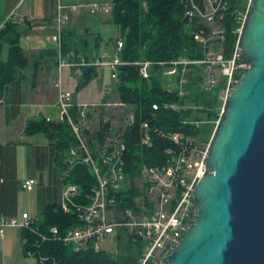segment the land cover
<instances>
[{"label": "built area", "instance_id": "2783aa9c", "mask_svg": "<svg viewBox=\"0 0 264 264\" xmlns=\"http://www.w3.org/2000/svg\"><path fill=\"white\" fill-rule=\"evenodd\" d=\"M181 2L185 4L186 16L190 22L197 25L193 32L194 40L204 49L205 55L201 59L181 56L172 62L171 66L163 68V73L170 79L180 76L183 84L187 81L184 76L192 70L191 66L197 65L201 69V87L205 91H211L219 82L216 73L219 68L226 80V88L223 91L224 106L220 113L222 118L228 98L238 81V75L242 76L250 68V62L242 53L241 36L255 0ZM66 9L67 7L59 1L54 13L55 34L52 40L58 51L60 73L65 67L97 68L108 65L112 78L117 79L118 69L124 64L121 57L124 38L118 36L115 40L113 60L109 63H104L102 58L89 61L84 57L80 58V55L73 60L66 59L63 44L70 19ZM97 11L108 13L112 11V6L93 4L92 12ZM227 15L234 21L235 33L238 35L231 58H226L223 53ZM10 22L25 25L28 19L17 20L16 15L12 14L0 26V32ZM141 66L142 77L149 78L152 63L143 62ZM57 86V119L47 117L46 121L68 124L77 140V144L68 151L65 161L67 168L61 173L63 186L60 206L66 213L75 211L81 225L67 229L63 236H60L59 229L54 227L50 234L54 239L59 238L65 244L72 245L76 252L86 250L92 245L100 250L101 242L113 240L120 245L122 239H131L133 243L141 246L139 264H164L197 219L195 189L199 180L207 173L213 137L209 142L201 143L191 136L171 133L170 140L176 147L167 150L166 163L156 166L139 165L135 175L131 177L126 172L127 146L124 132L134 123V112L127 115L124 125L102 114L103 107L105 111L108 107L128 108L130 105L121 101L81 103L71 91L62 88L61 81ZM183 93L181 92V95ZM153 107L159 108L158 105ZM165 108L176 110L180 109V106L165 104ZM195 124L198 126L199 122ZM140 133L139 146H151V136L146 123L141 125ZM80 164L89 168L96 182L87 197L77 184L67 181L70 170ZM36 185L35 179H29L25 181L23 188L32 190ZM127 200L131 202V206L126 205ZM36 220L28 212H24L20 218L1 217L0 238L5 237L9 228H18L31 230L42 241H46L48 237L33 227ZM27 256L45 262L44 258L38 259L32 252L27 253Z\"/></svg>", "mask_w": 264, "mask_h": 264}, {"label": "trees", "instance_id": "16d2710c", "mask_svg": "<svg viewBox=\"0 0 264 264\" xmlns=\"http://www.w3.org/2000/svg\"><path fill=\"white\" fill-rule=\"evenodd\" d=\"M233 4L235 5V1ZM111 13L120 36L124 38L121 53L124 64L119 67L117 78L119 99L134 106L135 121L124 132L127 146L126 172L132 177L139 165L156 166L166 163L167 150L176 147L170 140L171 133H182L201 143L211 140L221 118L219 98L226 88V80L223 78L211 91H205L201 87V69L194 65L191 66L192 72L184 76L186 83L182 84L181 77L176 76L173 80L177 84L173 88H165L163 68L171 66L181 56L201 59L205 55L204 49L194 40L193 32L197 25L186 16L185 4L181 0H112ZM226 26L223 53L226 58H231L238 35L235 33L234 21L229 17ZM20 29L18 23L10 22L0 32V42L9 46L8 59L0 65L2 90L17 78L19 69H25L29 64L20 45ZM63 53L73 60L82 51L77 46H69L64 40ZM143 62L152 63L149 78L141 75ZM95 72L96 68L93 67V74L83 77V87L89 85ZM240 78L241 75H238V79ZM181 92H184L183 95ZM165 104H175L180 109L165 108ZM154 105L159 108L154 109ZM196 112L204 114L205 120L195 116ZM196 122H199L198 126ZM144 123L148 126L152 141V145L147 148L139 146L140 127ZM25 133L48 136L55 143L56 158L62 171L67 168L65 161L68 151L77 144L68 124L47 122L46 119L41 122L33 121L27 124ZM67 181L77 184L86 197L96 184L89 168L81 164L70 170ZM126 203L131 206L130 201L127 200ZM79 225L81 221L75 211L64 212L60 202L48 205L33 225L48 239L42 241L31 230L24 229V250L26 254L32 252L36 258L45 259L43 263L40 260L39 264H139L141 246L131 239H122L119 245L121 253L114 255L105 249L97 250L93 245L76 252L72 245L65 244L59 238L54 239L50 234V230L57 227L60 236H63L67 229Z\"/></svg>", "mask_w": 264, "mask_h": 264}, {"label": "crops", "instance_id": "0c3cea01", "mask_svg": "<svg viewBox=\"0 0 264 264\" xmlns=\"http://www.w3.org/2000/svg\"><path fill=\"white\" fill-rule=\"evenodd\" d=\"M20 1L25 7H16ZM59 1L70 16L65 41L74 48L83 47L80 58L111 62L115 40L121 34L113 22L112 11L92 12L93 4L109 7L112 0H43L44 7L37 0H0V26L12 14L18 13L17 20L28 19V23L20 25V45L29 60L25 69L17 71V78L0 89V218H20L28 212L39 219L48 205L61 199L62 166L56 158L55 143L44 134L25 133L30 122H41L47 117L57 119V84L62 71L52 37ZM8 47L0 42V65L8 59ZM108 69V65H103L96 71L104 77ZM95 102L99 101L91 103ZM29 179L37 180L32 190L23 188ZM25 242L22 230L9 228L5 237L0 238V264H39L37 259L27 256Z\"/></svg>", "mask_w": 264, "mask_h": 264}, {"label": "water", "instance_id": "95a60500", "mask_svg": "<svg viewBox=\"0 0 264 264\" xmlns=\"http://www.w3.org/2000/svg\"><path fill=\"white\" fill-rule=\"evenodd\" d=\"M241 49L250 68L213 135L197 219L164 264H264V0L250 10Z\"/></svg>", "mask_w": 264, "mask_h": 264}, {"label": "rangeland", "instance_id": "374dc122", "mask_svg": "<svg viewBox=\"0 0 264 264\" xmlns=\"http://www.w3.org/2000/svg\"><path fill=\"white\" fill-rule=\"evenodd\" d=\"M37 2L42 7H44L42 4L43 0H37ZM22 3L23 2L20 1L16 7H20V8L25 7V4L21 6ZM45 3L47 4V2ZM18 16L19 15L17 13L16 18H18ZM78 49H83V47L80 46L78 47ZM84 70L85 69L81 67H65L62 70L58 83H60L61 81L62 88H64L65 90L71 91L76 98L83 99L84 101H87L89 103H91L92 101H99L102 103H116L120 101L119 93L117 90L118 79L112 78L111 71L109 69L106 71L107 74L104 77L103 76L100 77L96 71L93 75V81L89 86L90 88H87V89L83 87ZM190 72H192V70ZM216 73H217V76H218L217 78L219 82L223 81L221 70L219 68L216 70ZM162 76H163L162 80L164 81L163 83H164L165 88H173L177 84V81L173 80V78L170 79V77L164 75V73ZM219 99H220V104H221L220 105L221 108L219 112L221 113L222 108L224 106V93L223 92L221 93ZM102 109H103L102 114H104L105 117H110L116 123L121 124V125L125 124L124 121L127 115L129 116L131 113L134 112V106H128V108L108 107V110L106 109L105 111H104V107ZM194 115L205 120L204 114H197L196 112V114ZM101 246H102V249H105V251L111 252L114 255H118L121 253L118 243H115L113 240H110L109 242H101Z\"/></svg>", "mask_w": 264, "mask_h": 264}]
</instances>
